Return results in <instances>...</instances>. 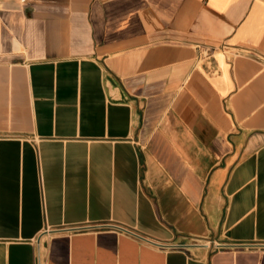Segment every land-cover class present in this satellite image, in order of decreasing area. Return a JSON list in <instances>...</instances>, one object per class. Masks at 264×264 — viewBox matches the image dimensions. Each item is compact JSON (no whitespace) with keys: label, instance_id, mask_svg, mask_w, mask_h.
I'll return each instance as SVG.
<instances>
[{"label":"crops","instance_id":"crops-1","mask_svg":"<svg viewBox=\"0 0 264 264\" xmlns=\"http://www.w3.org/2000/svg\"><path fill=\"white\" fill-rule=\"evenodd\" d=\"M247 243L264 0H0V264H264Z\"/></svg>","mask_w":264,"mask_h":264},{"label":"built area","instance_id":"built-area-1","mask_svg":"<svg viewBox=\"0 0 264 264\" xmlns=\"http://www.w3.org/2000/svg\"><path fill=\"white\" fill-rule=\"evenodd\" d=\"M99 225H98L99 227H103V228H111V227H113V228H116L118 231H120L122 233H128L129 235L139 236L140 237V235L137 232H135L134 230L125 228V227H123L121 225H118V224L103 223V224H99ZM85 228L86 227L81 226V227H79L77 229L84 230ZM237 247L249 248V249L262 247V249H264V243H262V244H254V243L238 244Z\"/></svg>","mask_w":264,"mask_h":264}]
</instances>
